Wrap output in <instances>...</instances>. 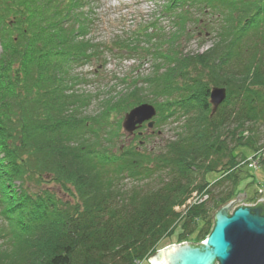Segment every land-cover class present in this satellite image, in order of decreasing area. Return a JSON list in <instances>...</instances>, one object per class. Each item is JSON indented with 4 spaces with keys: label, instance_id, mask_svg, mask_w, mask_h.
Segmentation results:
<instances>
[{
    "label": "trees",
    "instance_id": "obj_1",
    "mask_svg": "<svg viewBox=\"0 0 264 264\" xmlns=\"http://www.w3.org/2000/svg\"><path fill=\"white\" fill-rule=\"evenodd\" d=\"M185 1L169 0L166 8L174 11L176 2ZM196 1L207 17L197 26L212 37L207 51L186 54L178 48L189 32L184 19L175 40L169 34L163 43H153L159 28L147 24L113 43L162 61L144 83L162 100L153 102L165 121L186 122L183 134L158 153L138 147L115 151L107 131L111 109L94 120L79 116L86 98L74 94L71 65L99 53L87 39L92 15L84 0L0 3V264L141 262L180 218L174 209L207 187L204 177L197 182V174L221 169L216 185H222L236 169L235 162L224 161L236 149L264 150V0ZM24 2L39 4L42 15L23 13ZM144 40L151 47H143ZM28 57L35 70L45 72L34 73L10 97L13 72L24 68ZM140 83L134 81L133 97L139 96ZM215 87L226 88L227 99L212 115ZM129 99L122 104L129 110L143 104ZM126 180L135 184L128 188ZM151 181L156 187L144 190L141 184ZM230 197L231 192L214 200ZM206 210V204L189 209L184 238L197 232L193 219ZM206 234L199 239L205 241Z\"/></svg>",
    "mask_w": 264,
    "mask_h": 264
},
{
    "label": "rangeland",
    "instance_id": "obj_2",
    "mask_svg": "<svg viewBox=\"0 0 264 264\" xmlns=\"http://www.w3.org/2000/svg\"><path fill=\"white\" fill-rule=\"evenodd\" d=\"M84 1L86 2V9L92 15L90 20L92 22L90 24L91 31L87 39L91 40L95 47H99L100 54L87 62H74L71 65L70 77L72 80L70 85L72 83L73 91H75L74 94H78L81 98H86L85 102L79 108V116L84 121L94 120L100 118L107 110L111 109L109 117L106 118L109 121L107 131H111V137L113 138L112 146L116 148L115 151L120 148L138 147L142 153L151 150L153 153H158L165 147L168 141L175 140L178 138L177 135L183 134L184 123L186 122L183 118H170L165 121V117L160 115L161 111L157 108V103L153 102L162 100L153 98L144 83V81H147L154 74L158 64L162 66V61L157 56L142 50H137V53H135L134 51L117 49L119 53H116L110 51L108 47H112V43L118 37H121L119 41H124L137 28L140 29L147 24H155L159 28L158 40H153V43H163L162 41L166 40V37L171 34L174 35L172 38L175 40L179 37V30L181 28L180 20L184 19L185 22L182 24V27L185 26L189 32L181 39L178 48L181 47L182 51L186 54L203 53L211 46L212 37L210 34L204 36L205 31L202 27L197 26V22L200 18L204 20L207 17L201 15L202 13L196 6V0L185 1L184 4L176 2L179 8L174 11H169L166 8L169 0ZM1 2L5 3L6 0H2ZM20 8L23 13L31 12L30 15H33L35 18L38 15H42L43 8L39 4L35 5L32 2L30 4L24 2V6ZM12 11L14 12V10ZM15 13L20 12L15 11ZM11 15L13 14L11 13ZM11 20L15 22L12 17ZM1 28L0 23V52L2 50ZM197 33H199V36H197ZM142 46L148 48L151 47V43L149 40H144ZM95 47L90 48L89 54L94 53ZM170 47L169 42V45L165 47L164 51H169ZM36 64L38 66L37 62ZM44 72L43 67L38 71L35 70L32 59L28 57L25 60V67L20 68L19 72H13L15 86L10 97H12L13 93H18L17 89L20 85L28 83L34 73L39 74ZM23 73L26 75L21 77ZM135 80L141 82L140 87L142 90L139 96L133 97L130 90L133 88L132 86ZM128 98H130L129 102L136 100V103L150 104L157 109V116L154 119L155 127L148 129L147 124H145L140 131L141 136L137 134L134 136L129 135L122 128L125 116L130 111L124 108L126 106L125 104H122ZM109 104L112 105L108 107ZM70 111H73V107ZM116 133H119V136H115ZM261 133V144L264 145V128H262ZM224 161L226 163L230 161L235 162L236 169L232 174L233 176L228 178L222 185H216L223 178L221 169L205 176L203 174H197V182H202L204 177L205 180L203 181L207 184V187L203 191L196 190L188 200L191 201L192 207L202 204L207 205L206 214L194 217L193 219L192 226L197 227V232L193 235H188L186 238L183 237L184 217L189 211V206H187L188 210L186 214L183 212L185 211L183 206L176 207L174 211L179 214L180 218L157 244L156 252L139 262V264H148L150 258L154 257L159 250L168 246L204 242L199 237L207 233L205 237L208 238L211 234L214 226L213 217L215 213L223 206L236 201L239 194H245L246 198L234 204V208L242 205L254 206L261 199H264V150L254 153L244 147L238 148L235 150L231 159L227 158ZM134 184L132 180H126L124 182V185H127L128 188ZM50 185L58 188L54 182ZM156 185L157 181L141 184L144 190L153 189ZM210 190L212 191L211 198L209 194ZM230 192L231 197L229 200L225 202H216L214 200L220 194L228 195ZM67 196L69 199L73 198L70 194Z\"/></svg>",
    "mask_w": 264,
    "mask_h": 264
},
{
    "label": "water",
    "instance_id": "obj_3",
    "mask_svg": "<svg viewBox=\"0 0 264 264\" xmlns=\"http://www.w3.org/2000/svg\"><path fill=\"white\" fill-rule=\"evenodd\" d=\"M226 99V88H212V115ZM156 116L157 110L154 106L139 105L126 114L123 129L129 135H134L147 122L148 128L153 129ZM245 198V194H239L236 201L215 213L213 230L205 242L168 246L150 258V263L264 264V200L257 206L233 207Z\"/></svg>",
    "mask_w": 264,
    "mask_h": 264
},
{
    "label": "built area",
    "instance_id": "obj_4",
    "mask_svg": "<svg viewBox=\"0 0 264 264\" xmlns=\"http://www.w3.org/2000/svg\"><path fill=\"white\" fill-rule=\"evenodd\" d=\"M263 200H264V199H261L260 201H263ZM202 201H203V200H202ZM202 201H201V202H202ZM260 201H259V202H260ZM259 202H258V203H259ZM258 203H257V204H258ZM257 204H256V205H254V206H257ZM187 206H189V208H188V209L192 208L191 201H188L187 205H186V204H185V205H183V208H184V210H185V211H183V212H184L185 214H186V211L188 210V209H187ZM177 208H178V207H177ZM136 264H139V262H138V263H136Z\"/></svg>",
    "mask_w": 264,
    "mask_h": 264
},
{
    "label": "flooded vegetation",
    "instance_id": "obj_5",
    "mask_svg": "<svg viewBox=\"0 0 264 264\" xmlns=\"http://www.w3.org/2000/svg\"><path fill=\"white\" fill-rule=\"evenodd\" d=\"M139 133V132H138Z\"/></svg>",
    "mask_w": 264,
    "mask_h": 264
}]
</instances>
